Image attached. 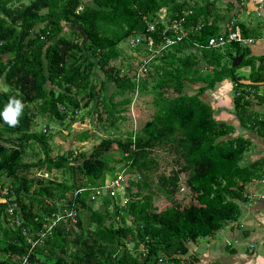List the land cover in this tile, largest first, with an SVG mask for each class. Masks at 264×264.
<instances>
[{
  "label": "trees",
  "instance_id": "trees-1",
  "mask_svg": "<svg viewBox=\"0 0 264 264\" xmlns=\"http://www.w3.org/2000/svg\"><path fill=\"white\" fill-rule=\"evenodd\" d=\"M199 1L0 0V111L10 98L24 104L15 127L0 119V186L6 189L0 264H190L181 258L187 243L237 219L236 202L244 201L264 169V156L245 161L252 136L264 151V118L250 98L262 103L254 92L264 84V58L255 61L232 41L208 46L209 38L222 34L227 13L214 1ZM160 10L166 20L183 16L186 36L149 58L144 77L128 74L138 57L149 55L142 46L131 49L125 72L115 67L124 59L118 44L145 34L148 25L154 31L146 37L160 46ZM236 24L243 38L257 37L253 28ZM237 55L242 59L231 67ZM242 67L246 77L237 71ZM224 81L246 136H234L232 125L216 121L202 99ZM134 95L150 96V118L123 139L101 138L88 152L67 149L52 157V134L34 130L36 119L49 128L50 122H73L82 109L81 116L95 115L96 123L114 127ZM155 150L171 156L167 174H154ZM113 165L135 177L124 185L122 206L107 196L90 199ZM154 198L163 199L162 209ZM60 209L75 211V223L65 219L40 235L42 218Z\"/></svg>",
  "mask_w": 264,
  "mask_h": 264
},
{
  "label": "crops",
  "instance_id": "crops-1",
  "mask_svg": "<svg viewBox=\"0 0 264 264\" xmlns=\"http://www.w3.org/2000/svg\"><path fill=\"white\" fill-rule=\"evenodd\" d=\"M216 1L221 11L227 13L224 22L221 24L222 31H224L228 20H235L238 23L246 25L248 28H253L257 37L252 38L254 40L253 43L247 46L248 56L255 61L264 58V0ZM252 13H254L258 22L253 23L250 20L249 14ZM230 92V84L224 81L220 84L218 90H207L202 99L213 110V118H218L216 121L226 122L235 128V132L238 135L246 136L248 133L238 128L232 110L230 114L226 98L223 100ZM229 107L232 109V95H230ZM251 107L259 116L264 118V107L261 104L257 106L256 102L252 100ZM227 119L230 121H227ZM253 142L256 141L253 140ZM236 204L239 209V216L234 222L224 226L222 230L227 231L228 239H232L234 244L246 246V256L237 253L226 239L222 242L220 241L219 246L216 245L213 240L215 233L211 237H205L209 238L205 244L200 245L199 240L194 243H187L186 248L188 253L181 258L189 259L190 264H254L256 246L264 249V169L260 179L249 183L244 201H237ZM234 231H238L237 236H235ZM221 246L224 247L223 250L229 251L230 255H224Z\"/></svg>",
  "mask_w": 264,
  "mask_h": 264
},
{
  "label": "rangeland",
  "instance_id": "rangeland-1",
  "mask_svg": "<svg viewBox=\"0 0 264 264\" xmlns=\"http://www.w3.org/2000/svg\"><path fill=\"white\" fill-rule=\"evenodd\" d=\"M197 2H200L199 0H196ZM214 1L215 6L218 7V9L221 11L219 6L217 5L216 0ZM161 10L158 12L159 16L162 14L160 13ZM250 20L253 23L258 22V19L254 16V13L249 14ZM228 23V22H227ZM66 31V29L64 28ZM117 48L120 50V52L123 54L122 60H117L113 64L115 67L121 69L123 72L126 70V64L128 61V57L131 56V50L127 47L126 39L124 41H121ZM240 75L246 77L247 76V68H239L237 70ZM129 74V73H128ZM220 88V85H217L214 89L218 90ZM0 89L4 90L5 88L0 84ZM112 92V87L109 85V88L106 90V96H108ZM230 95H232V92L228 93L223 100L226 98L227 104H228V110L231 114V108L230 106ZM119 100V97H115L113 101ZM151 98L148 95L144 96H132L131 97V103L125 107V110L121 112L118 117L119 119L117 122H115L114 127H109V123L105 120H103L101 123H96V117L95 115H92V118L86 117L84 114L86 109H82L78 112V114L73 119L74 121H68V119L62 124L58 125L56 123H49V133L52 134V139L50 142L51 147V153L50 156H55L57 154H60L64 152V150L72 149L73 151H79L82 149V151L88 152L93 145H95L101 138L104 137H111V138H119L123 139L125 135L132 130H137L141 125L150 118V116L153 113V108L150 105ZM213 111V110H212ZM233 114V112H232ZM104 115V114H103ZM234 116V115H233ZM80 118H82V122H80ZM103 119V116H102ZM215 120L218 119L217 117L214 118ZM227 121H230L227 119ZM107 123V124H106ZM35 131H40L43 126H46L44 120L36 119L35 120ZM105 126V127H104ZM109 127V128H108ZM86 133L89 135L86 139V141H80L77 139V136L79 134ZM233 135H237L236 132L233 133ZM249 136V135H248ZM253 140L252 145L249 148L248 155L245 157V161L255 159L258 156H264V151H262V148L260 147L259 142L252 136ZM79 142H82V144H79ZM35 150H38V148L35 146ZM154 155H156V159L158 161V169L157 172L154 174H158L159 172H164L167 174L169 170L173 167L171 162V156L166 154L164 151L161 150H155L153 152ZM118 172V166L113 165L109 171H107L104 174V180L111 178V176ZM58 176L56 172H53V176ZM129 180L135 179L134 176L128 174ZM185 190V189H184ZM133 191V190H132ZM185 194V192H184ZM125 190L122 192H119L117 196H115V199L119 202V204L124 200L127 199ZM176 199L183 197V192H179L175 195ZM179 200V199H178ZM185 200V199H184ZM98 201V200H97ZM154 205L156 208L162 209L165 205V202L161 198H154ZM95 207V205H93ZM235 236L238 235V231H234ZM228 233L224 229L216 232V234L213 237L214 242L216 245H220V241H224V239L227 240V242L231 245L234 250L239 253L246 256V246L242 244H234L232 239H228ZM200 242V245L205 244L209 238H200L198 239ZM224 247L221 246L222 252H224V255L228 256L230 255L229 251L223 250ZM1 255V254H0ZM264 263V249L259 248L256 246V256L254 258V264H263Z\"/></svg>",
  "mask_w": 264,
  "mask_h": 264
},
{
  "label": "built area",
  "instance_id": "built-area-1",
  "mask_svg": "<svg viewBox=\"0 0 264 264\" xmlns=\"http://www.w3.org/2000/svg\"><path fill=\"white\" fill-rule=\"evenodd\" d=\"M79 10V8H78ZM162 13L160 16L158 14L157 22L160 25H163L160 32V46L155 48L154 42L151 38L146 37V34H152L154 31L153 25H148L145 29V34H141L139 36H132L126 39L127 47L131 50L136 48L137 46H142L149 53L146 58H140L139 63L131 67L130 75H134L136 78L144 77L146 74V63L149 58H154V56L158 53V50L170 47L173 44L179 42L182 38L186 36V29L184 28V17L173 18L171 20L164 19L165 12L161 10ZM189 14V12L184 13V15ZM235 20H230L226 26L224 31L219 37L209 38L207 41V45L213 48H218L223 46L226 42H236L241 46L247 47L253 43L252 38H243L240 33V28L236 24ZM200 28V25H197ZM133 55V54H132ZM135 56V55H133ZM255 95L262 97L261 105L264 106V84L258 86L257 90L254 92ZM254 95V94H253ZM250 96L251 100H256L254 97ZM136 96V95H134ZM49 130V128L42 127L41 131L45 132ZM134 131V130H133ZM129 180L128 173L125 170H121L119 172L114 173L113 176L109 179H105L100 186L94 187L91 189L92 195L90 196L91 200L100 199L104 196L115 198L119 192L123 191L125 183ZM133 180V179H132ZM182 188L179 189V192H182ZM6 196V189L0 186V201H3ZM126 199H124L120 205L122 206L125 203ZM98 204V203H97ZM7 213H12V207L7 208ZM65 219L68 220L69 224H74L76 220V212L73 210L60 209L59 211L52 213L49 217H43L42 224V232L40 235L48 234L50 230L55 227L61 221ZM251 249V248H250ZM158 262H161L158 260Z\"/></svg>",
  "mask_w": 264,
  "mask_h": 264
},
{
  "label": "clouds",
  "instance_id": "clouds-1",
  "mask_svg": "<svg viewBox=\"0 0 264 264\" xmlns=\"http://www.w3.org/2000/svg\"><path fill=\"white\" fill-rule=\"evenodd\" d=\"M23 108L24 104L19 99L10 98L4 109L0 111V119L9 127H15L19 122Z\"/></svg>",
  "mask_w": 264,
  "mask_h": 264
},
{
  "label": "water",
  "instance_id": "water-1",
  "mask_svg": "<svg viewBox=\"0 0 264 264\" xmlns=\"http://www.w3.org/2000/svg\"><path fill=\"white\" fill-rule=\"evenodd\" d=\"M242 59V55H237V56H234L232 59H231V67H236L240 60Z\"/></svg>",
  "mask_w": 264,
  "mask_h": 264
}]
</instances>
